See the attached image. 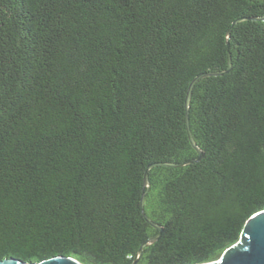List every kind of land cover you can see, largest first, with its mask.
<instances>
[{
    "label": "trees",
    "instance_id": "1",
    "mask_svg": "<svg viewBox=\"0 0 264 264\" xmlns=\"http://www.w3.org/2000/svg\"><path fill=\"white\" fill-rule=\"evenodd\" d=\"M262 18L264 0H0V261H218L264 210Z\"/></svg>",
    "mask_w": 264,
    "mask_h": 264
},
{
    "label": "water",
    "instance_id": "2",
    "mask_svg": "<svg viewBox=\"0 0 264 264\" xmlns=\"http://www.w3.org/2000/svg\"><path fill=\"white\" fill-rule=\"evenodd\" d=\"M264 20V18H262ZM208 75H201L195 78L191 84L189 85L185 106L188 108L191 89L193 84L199 79ZM187 135L189 142L192 148L197 152L198 157L195 161H199L203 157V153L199 150V148L195 145V142L190 134V131L187 129ZM170 167H178L184 164H165ZM150 167V166H149ZM143 185H148V177L147 174H144ZM143 201V200H142ZM141 201V208H142ZM146 221L158 230V234L154 237H151L147 240V242L143 243L139 249L138 257L141 255L143 247L146 246L147 243L154 242L161 231V228L157 225L151 223L148 219ZM137 259L132 263L136 264ZM0 264H33V263H24L15 259H5L0 261ZM35 264H81L80 262L68 258V257H53L47 260H44L40 263ZM206 264H264V210L255 213L251 217L247 219L245 222L243 231L239 238V241L233 246L229 247L220 257V259L216 262L206 263Z\"/></svg>",
    "mask_w": 264,
    "mask_h": 264
}]
</instances>
